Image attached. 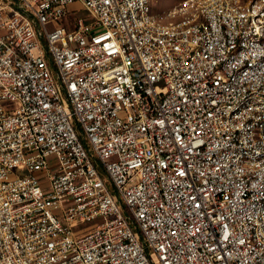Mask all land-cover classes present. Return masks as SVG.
Segmentation results:
<instances>
[{"label":"built area","instance_id":"1","mask_svg":"<svg viewBox=\"0 0 264 264\" xmlns=\"http://www.w3.org/2000/svg\"><path fill=\"white\" fill-rule=\"evenodd\" d=\"M0 264H264V0H0Z\"/></svg>","mask_w":264,"mask_h":264},{"label":"rangeland","instance_id":"2","mask_svg":"<svg viewBox=\"0 0 264 264\" xmlns=\"http://www.w3.org/2000/svg\"><path fill=\"white\" fill-rule=\"evenodd\" d=\"M180 0H159V6L160 7H164L165 9H169L171 8L172 6H174L175 4H177ZM88 226L86 225H83L81 226V229H84Z\"/></svg>","mask_w":264,"mask_h":264}]
</instances>
